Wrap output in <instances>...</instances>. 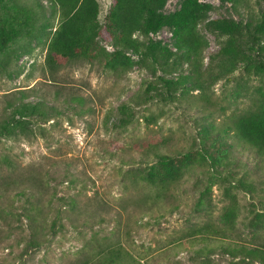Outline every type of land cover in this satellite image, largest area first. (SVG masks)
<instances>
[{
    "label": "rangeland",
    "instance_id": "374dc122",
    "mask_svg": "<svg viewBox=\"0 0 264 264\" xmlns=\"http://www.w3.org/2000/svg\"><path fill=\"white\" fill-rule=\"evenodd\" d=\"M37 1L50 24L0 51V119L18 91L49 109L26 118L25 133L0 135V264H82L104 237L138 264H262L237 248L264 250V154L228 126L232 114L264 103L263 0H198L209 19L263 28L253 47L237 38L246 63L231 69L219 52L225 36L197 25L205 40L197 72L129 51L128 66L116 72L86 61L48 72L46 36L56 16L47 0ZM96 1L102 22L110 0ZM181 1L166 0L161 11ZM172 34L166 24L149 37L174 50ZM213 74L221 77L211 81ZM161 77L177 81L168 100L156 93L165 94ZM121 104L131 118L123 125ZM155 152L167 158L157 161ZM162 165L175 176L163 201L150 205L153 190L136 173ZM205 226L223 236L196 231Z\"/></svg>",
    "mask_w": 264,
    "mask_h": 264
},
{
    "label": "trees",
    "instance_id": "16d2710c",
    "mask_svg": "<svg viewBox=\"0 0 264 264\" xmlns=\"http://www.w3.org/2000/svg\"><path fill=\"white\" fill-rule=\"evenodd\" d=\"M47 1L51 8V19L56 16L54 26L52 30H48L46 36L44 65L48 72H54L59 67L76 61L97 63L105 69L116 72L128 66L125 57L128 51L139 56L140 60L147 59L154 65L164 67L168 61L172 60L174 63L184 62L191 66L192 71L197 72L200 62L199 54L205 46V40L196 30L197 25H201L207 32L225 36L219 52L224 57V63L232 69L238 65L237 62L245 59L244 52H241L239 45H236L237 38L241 35L248 38L253 47L252 44H258L255 32L263 28L260 22L257 26H252L250 29L244 28L242 31L240 24L232 19H209L205 15L207 5L198 0H182L179 7L172 13L161 11L166 0H110L102 22L98 20L96 0ZM50 22L44 16L43 7L37 0H34L32 4L20 3L16 0H9L8 4L7 0H0V51L6 49L8 44L9 49L13 51L11 47L13 43L19 42L20 39L37 36ZM166 24L173 28L174 50L161 46L149 37ZM102 41L112 49L106 50ZM255 49H257L256 54H262L261 46H256ZM243 62L246 63V60ZM221 67L219 72L223 73L224 64H221ZM259 67L264 68V64H260ZM0 70L2 71L1 66ZM211 77L213 81L221 76L213 74ZM160 80L165 94L156 93L162 99L168 100L177 81L164 77ZM17 93H20L18 97L9 98L8 115L0 119V135L25 133V129H28L26 118L45 116L49 113L48 107H44L43 102L23 101L25 94L19 91ZM118 109L121 113L119 125L128 123L131 118L127 106L121 104ZM229 119L228 128L232 130L236 138L257 154H264V103L232 114ZM154 155L157 161L167 158L164 154L156 152ZM3 159L6 163L9 161L6 157ZM173 171V167L162 165L160 169L136 173L135 179L141 180L144 185L153 190L150 205L161 203L166 197L175 176ZM27 217L34 220L33 214ZM196 231L223 236L221 229L212 230L208 226ZM237 249L239 253L260 257V262L264 264V250L243 246ZM131 257L118 240L111 242L104 237L94 243V250L91 254L88 253V257L84 258L82 264H88L87 262L138 264Z\"/></svg>",
    "mask_w": 264,
    "mask_h": 264
}]
</instances>
